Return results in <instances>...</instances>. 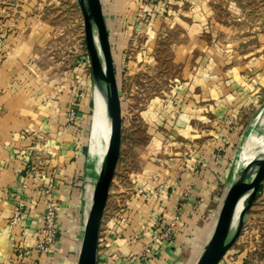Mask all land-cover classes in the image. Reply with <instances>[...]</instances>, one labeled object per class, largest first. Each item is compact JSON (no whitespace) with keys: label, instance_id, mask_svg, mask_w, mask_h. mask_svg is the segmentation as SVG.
Instances as JSON below:
<instances>
[{"label":"rangeland","instance_id":"rangeland-1","mask_svg":"<svg viewBox=\"0 0 264 264\" xmlns=\"http://www.w3.org/2000/svg\"><path fill=\"white\" fill-rule=\"evenodd\" d=\"M100 1L121 109L120 154L103 227L114 213L115 219L131 217V222L140 221L138 225L153 222L157 210L166 219L185 214L184 233L173 248L176 255L171 256L170 264H194L211 234L227 186L248 162L252 148L264 149V0H203L209 14L198 31L186 29L190 21L186 11L193 0ZM0 8L6 22L2 20L1 26L18 27L31 45L24 58L25 90L44 107L49 100H57L64 108L58 119L64 128L70 127L64 133L66 141L50 126L19 152L23 191L14 194L8 226L21 224L27 188L40 187L44 206L29 250L66 254L90 205L108 136L107 129L101 137L91 135L97 96L95 99L81 10L77 0H1ZM215 22L228 29L217 41H209ZM2 32L11 30L3 28ZM202 80L207 82L204 85L211 81L217 93L209 95L206 88L200 96L195 91L185 100H176L178 86L193 87L196 82L201 86ZM240 126L237 136L245 139L230 146L226 138L235 135ZM81 138L87 141L85 155L72 170L65 167L62 171L66 165L61 157L64 160L71 153L65 151L57 160L54 156L64 151V144L65 149L77 150ZM195 152L200 157L197 161L192 158ZM207 156L212 157L216 171L208 170ZM187 160L195 164L200 160L196 189L191 183L176 192L180 204L187 202L188 209L175 208V213L170 209L174 213L170 216L167 207L153 211L151 195L163 185L162 176L169 179L165 170L185 166ZM172 179L178 182L179 178L173 175ZM18 200L23 202L20 219L11 225ZM190 200L195 204H189ZM48 204L54 207L55 237L53 245L44 250L41 230ZM162 242H157L153 252L162 248ZM110 249L109 256L116 248ZM217 264H264V179L238 236Z\"/></svg>","mask_w":264,"mask_h":264},{"label":"crops","instance_id":"crops-1","mask_svg":"<svg viewBox=\"0 0 264 264\" xmlns=\"http://www.w3.org/2000/svg\"><path fill=\"white\" fill-rule=\"evenodd\" d=\"M100 3L103 9L102 11H104L102 1H100ZM192 3L193 6H190L186 11L188 20H190L187 23L188 27H186V29L198 31L197 29L202 26L201 24L203 22H205L206 16L209 12L208 8L204 5L203 0H193ZM2 13V9L0 8V264H58L59 261L61 262L62 260L65 264H76L84 221L90 205L87 206L85 210V217L82 226L80 228L78 226L76 229V233L73 237V244L70 246L69 251L66 254L60 255L53 250L46 255L37 251L29 250L30 246L35 242V229L41 222V214L44 206V196L43 194H39V192H41L40 187L27 188V196L24 197L26 206L23 211L21 224L13 226V228L8 226L9 216L11 215L13 208L14 194L17 195L16 193L23 191L22 189L20 190V180L24 179L21 177L23 164L21 163L22 161L19 152L22 151L25 146L29 145L32 140H34V137L40 136L49 130L50 126L56 127L59 138L63 137L64 141H66L64 133L67 130H70V127L64 128L63 121L58 119L59 112L64 108L61 107L57 100L52 102L49 100L47 103L49 106L44 107L41 103L36 104L30 96V93L25 90L23 85H25L24 81L27 76H25L24 71V58L26 57V51L31 48V45L28 43L27 39H23L18 27L11 28L6 25L1 26V24H6L4 18L1 16L4 15ZM2 20L4 23H2ZM208 21L209 20H207V23ZM190 24L192 25L189 26ZM211 26L213 27L214 33L209 41H217V37L220 35L223 36L224 32L228 29V25L219 22H215L214 24H211ZM3 28L8 31L11 30V33L2 32ZM209 82L211 84V81ZM202 83L203 85L201 86H198L200 85L199 82L198 84L196 82L197 86L195 85L193 87L178 86L176 100L180 101L181 98L185 100L187 95L189 96L195 91H197L198 96H200L201 93L206 92V88L208 89L209 95H215L217 93L210 84L204 85L207 83L204 80H202ZM213 85H215V83H213ZM89 103H91L90 100H88V106ZM241 129L242 126H240V128L238 127L234 133L235 135L226 138V141H228L230 146L234 147V144L237 146V144H240L243 140L244 137L240 138L236 133H240ZM79 141L80 145H78L79 147L77 150L73 151L69 146V148L65 149L67 145L64 144V151H62L61 154L54 156L57 160L58 157L60 158V155L65 153V151L71 153L65 154L64 160L63 157H61L62 162L66 165L62 166V171L65 167L67 170H72V168L79 163L78 161L81 160V157L85 155L84 153L88 148V146H86L87 141L83 142L82 138ZM75 143L76 142L73 143L74 148H76ZM192 158L197 161V159L200 158L198 152H195ZM209 161L210 164L208 170L210 173L211 171H216L212 157H210ZM199 162L200 160L195 164L192 160L190 162L187 160L185 166H175L171 171L170 169L165 170L164 173H169L167 176L169 179L163 178L162 176L160 181V183L163 182V185H161L162 187L160 186L161 190L159 192H153L151 195L150 204L152 205L151 207L153 208V211L157 210V208L161 210L162 207H167L170 216L175 213V208L181 209L183 207V209H188L187 202V204L185 202L180 204L178 201L180 198L177 193H179L183 186H189L191 183V187L196 189L195 181H197V177L195 176L197 175L196 168L199 165ZM238 173L239 171L237 174ZM173 175H175L177 179L179 178L178 182L173 181ZM71 183L68 185L70 189L72 188ZM65 186L67 187V185ZM192 197L195 198V193H192ZM189 204L195 203L190 200ZM170 209L173 210L174 213H171L172 211L170 212ZM105 213L106 206L104 209V214ZM152 214L150 215L151 217ZM114 215L115 213L111 215L110 220L106 222L105 227H103L104 224L102 220H104V218L102 217L97 241L96 264H170L172 259L171 256L176 255L172 254L174 252L173 248L175 245H178V240L184 233L181 224L186 223L184 220L185 214L179 217L181 215L179 213L177 219L178 227L175 229L174 233L175 238L170 241H164V244L162 242V248L155 250L153 254L146 259H142L140 256L135 257L134 255L141 253V243L142 241H147L149 235V230L147 229L150 228L155 232L158 227L165 226V223L169 221V218L166 219L165 214L163 213L161 215L157 210L154 212L155 216L153 222L145 225L144 223L138 225L140 222L139 220L131 222L132 218L130 217L127 220L122 221L115 219ZM135 217L137 216H134V218ZM145 221L147 220H144L143 222ZM143 231L144 234H142ZM138 233L140 234L139 241L134 238ZM101 239L106 242L103 244L104 246H101ZM108 244L110 246L107 247L106 245ZM110 248H116L113 249L114 252L111 256H109V253L112 252ZM25 249L27 253L24 255L22 252H25ZM179 249L180 248L178 247L177 250ZM180 251L181 249L179 252ZM125 258H128L129 260L125 261Z\"/></svg>","mask_w":264,"mask_h":264},{"label":"water","instance_id":"water-1","mask_svg":"<svg viewBox=\"0 0 264 264\" xmlns=\"http://www.w3.org/2000/svg\"><path fill=\"white\" fill-rule=\"evenodd\" d=\"M77 1L83 18L84 40L90 59L94 91L100 94L109 124L107 141L96 172L76 262L96 264L101 220L120 154L121 109L100 0ZM263 179L264 152H257L227 186L211 234L194 264L218 263L238 236L246 212L253 203ZM238 204L240 207L237 210Z\"/></svg>","mask_w":264,"mask_h":264},{"label":"built area","instance_id":"built-area-1","mask_svg":"<svg viewBox=\"0 0 264 264\" xmlns=\"http://www.w3.org/2000/svg\"><path fill=\"white\" fill-rule=\"evenodd\" d=\"M70 112V114H72ZM72 117V115H71ZM160 191V188H158V192ZM156 192V191H155ZM184 198V196H182ZM53 201V200H52ZM23 205V202L20 200L15 202L14 210H13V216L11 218V225L18 223L20 219V209ZM54 207L53 204H48L46 206V209L43 214V220H42V230H41V236L44 237L43 244L40 246L44 248V250H47L49 247L53 245L54 237H55V229L54 226ZM178 217H173L172 219H169L167 223H165V226L158 227L157 230L152 231V229L148 228L149 235L147 237V242L142 247L141 253L138 254V256L142 257V259L148 258L154 248L157 246V242L160 240L162 241H170L173 238H175V229L178 227ZM44 227V229H43ZM144 234V231L142 232ZM140 234L134 236L135 239H139Z\"/></svg>","mask_w":264,"mask_h":264},{"label":"bare ground","instance_id":"bare-ground-1","mask_svg":"<svg viewBox=\"0 0 264 264\" xmlns=\"http://www.w3.org/2000/svg\"><path fill=\"white\" fill-rule=\"evenodd\" d=\"M96 96H97V102L95 103L96 112H95V117H94L95 126L92 130V137L93 138H95L97 134L99 135L105 129L108 130V128H109V124H108V121H107L106 115H105L104 104L102 102V99L100 98V94L98 91H95V99H96ZM101 118H102V121L100 122ZM103 151H104V149H103ZM257 152H260V153L264 152V149L262 151H260L256 147L252 148L251 154H250V156H248L249 157L248 161L251 158H253ZM239 207H240V204H238L237 210L239 209Z\"/></svg>","mask_w":264,"mask_h":264},{"label":"trees","instance_id":"trees-1","mask_svg":"<svg viewBox=\"0 0 264 264\" xmlns=\"http://www.w3.org/2000/svg\"><path fill=\"white\" fill-rule=\"evenodd\" d=\"M106 29H107V27H106ZM113 68H114V67H113ZM114 73H116L115 69H114Z\"/></svg>","mask_w":264,"mask_h":264}]
</instances>
